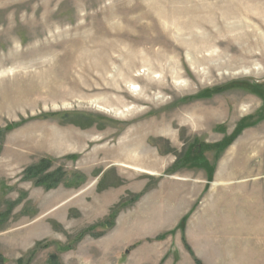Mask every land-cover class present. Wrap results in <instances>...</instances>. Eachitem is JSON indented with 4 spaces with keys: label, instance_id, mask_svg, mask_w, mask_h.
<instances>
[{
    "label": "rangeland",
    "instance_id": "1",
    "mask_svg": "<svg viewBox=\"0 0 264 264\" xmlns=\"http://www.w3.org/2000/svg\"><path fill=\"white\" fill-rule=\"evenodd\" d=\"M137 14L162 34L151 77L174 86L164 65L184 77L182 91H150L156 103L140 105L132 84L149 82L115 78L120 45L144 52L117 37L139 38L126 24ZM209 26L224 42L252 35L255 58L200 84L195 58L221 51L205 43ZM140 61L129 66L143 77ZM152 122L167 129L146 133ZM251 141L260 148L246 154ZM142 149L156 166L117 162ZM42 162L57 187L27 178ZM53 257L264 264V0H0V264Z\"/></svg>",
    "mask_w": 264,
    "mask_h": 264
},
{
    "label": "bare ground",
    "instance_id": "2",
    "mask_svg": "<svg viewBox=\"0 0 264 264\" xmlns=\"http://www.w3.org/2000/svg\"><path fill=\"white\" fill-rule=\"evenodd\" d=\"M134 9H136V8H134ZM131 10H133V9H131ZM137 15H136V18H133L134 20L128 19L126 21V24L131 28V30H128V32L132 33V34H139L138 35L139 38H137L136 41H132L128 37H122L121 38L120 35H117V37L120 38V40H119L120 43L128 42V44H130L131 47H135L136 49H142L143 48L142 50H144V52L140 51V53H138L139 54L138 56L137 55L133 56L131 54H128V53L124 52L122 50V46L120 45V48L117 51L118 58L116 60L120 62L121 67L117 70V75H116L115 78L117 79L118 83L121 84V85L123 84V81L124 82L126 81V79H130L131 80L133 78L144 79V80H147L149 82L147 84V88L140 89V90H138L137 84H132V86H133V91L131 92L132 93V97H134L135 98V102L140 105V104H144V103H153V102L156 103V101L154 100L153 96L150 97V96L147 95V94H149L150 91L160 90L161 93L164 96L168 95L172 91L171 87L172 88L174 87V90L176 89L177 91H182L183 87L181 85L180 86L177 85L175 83V81L179 80V79H182L184 77L181 75V73L179 72L178 69L177 70H172L171 66H169V65H164V66H165V69L167 71L169 69L168 72H169L170 78L173 80L174 86H168L169 83H166L167 81H166L165 78H162V80L156 81L155 78L151 77L152 74H153V71H154V69L152 68L154 66L153 62H155V60L160 62L163 59V57L161 56L162 55L161 52H158V51L156 52L154 50V48L157 45L158 46L160 45V42H161V38L160 37L162 36V34L156 32V29H151V27L147 23L144 24V22L141 21L142 19L143 20H148V18H146V17L141 18L139 15L138 16ZM126 16H128V15L126 14ZM127 18L128 17H126L125 20ZM236 24L237 23H234L233 25L231 24V29L229 30L230 34H231V32H234V30L236 28ZM162 26H163V29L168 28V27H165L163 24H162ZM162 26H161V28H162ZM154 27L156 28V26H154ZM208 28L210 30V33H209L208 36H206L205 43L208 46H213L212 48L220 49L221 51L220 52L214 51V52H212L209 55H203L200 58L198 56V57L195 58L196 65L198 64L200 66L207 67L205 73H203V71L202 72L198 71L196 68L194 69L193 66H192L194 63L192 64V62H191V66H192V70H193V73L195 75V78H196V80L198 82H200V84H203V81H202L203 79H215L216 78L218 80L219 76H216V72L217 71H221L223 68H227L229 70H235V69H238L241 66L249 65L251 63L250 60H253L255 58V55H253V52H251L250 48H249V46L253 47V45H254V41H253V36L252 35H247V37L245 39L246 43L239 42V38H236L233 35L230 36V37L226 36L228 41L224 42V41L220 40L219 34L216 33L217 26H215L214 29H212L210 26ZM239 28H237V29H239ZM176 30H173L172 33L173 34L175 33V35H177V37L180 36L182 38V36H183L182 33H183L184 30L183 29L182 30L176 29ZM154 35H156V37H159V38L158 39H154L153 38L154 39L153 40L152 37H154ZM233 43L236 44L235 47H234ZM237 43H243V45L240 46V45H237ZM234 49H235V53L238 56V57H234L236 60H234V61L231 60V62H229L227 64H219V63L212 64V63L216 62L217 60L220 61V59L223 56L228 55V51L229 50H234ZM230 52H232V51H230ZM169 53H178V50L169 48ZM136 60H138V61L141 60L143 62L145 60H147L145 62H148V63H146L148 69L146 70V74L143 77L134 75L132 73V70L130 69L129 61H130V63H133V61L136 62ZM156 67L158 68V66H156ZM124 74H126V76ZM193 79H194V76H193ZM162 101H164V98L158 100V102H162ZM166 129H167V126H166L165 123L152 122V123L144 126L143 130L146 133L147 132H152L153 133V132L166 130ZM134 135H136V133H133L131 137H133ZM256 139H258V137ZM132 141L133 140L131 139L130 142H132ZM243 145L244 146H242V147H244L246 149V151H247L246 154L251 152L252 149H256L257 150V149L260 148V147H258L256 145V143H253L252 141L244 143ZM144 151L145 150L142 149V152H139L137 150V152L134 153V154L122 155V156L119 155L118 158L119 157L120 158L119 159L117 158L118 159L117 162L124 163V164H122V165H124V167L133 166L135 164L140 166L141 164H144L145 161H149L150 162V164H149L150 166H156L158 164V159L155 157V155L149 150H148V152H144ZM126 163H128V165H125ZM146 166H148V165L146 164ZM243 177H244V175H243Z\"/></svg>",
    "mask_w": 264,
    "mask_h": 264
},
{
    "label": "trees",
    "instance_id": "3",
    "mask_svg": "<svg viewBox=\"0 0 264 264\" xmlns=\"http://www.w3.org/2000/svg\"><path fill=\"white\" fill-rule=\"evenodd\" d=\"M49 165L46 164V162H42V165L34 168H29L26 170V176L28 179H36L38 178V185H45L48 189H52L54 187H57L60 183L59 180H54L53 175H45L43 176L44 173L48 170ZM164 237L159 238V240H163ZM19 264H22L20 261ZM49 264H59L57 258H51V261ZM198 264H200L198 262Z\"/></svg>",
    "mask_w": 264,
    "mask_h": 264
},
{
    "label": "crops",
    "instance_id": "4",
    "mask_svg": "<svg viewBox=\"0 0 264 264\" xmlns=\"http://www.w3.org/2000/svg\"><path fill=\"white\" fill-rule=\"evenodd\" d=\"M230 176H231V177H232V176H235V177H236V175H234V174H231ZM235 177H234V178H235ZM231 181H232V180H231ZM216 186H218V184H215V185H214V187H216ZM197 262H199V261H197ZM199 263H200V262H199Z\"/></svg>",
    "mask_w": 264,
    "mask_h": 264
}]
</instances>
